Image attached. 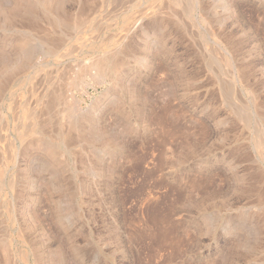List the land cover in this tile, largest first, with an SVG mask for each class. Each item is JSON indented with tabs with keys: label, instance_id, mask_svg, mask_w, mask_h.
<instances>
[{
	"label": "rangeland",
	"instance_id": "1",
	"mask_svg": "<svg viewBox=\"0 0 264 264\" xmlns=\"http://www.w3.org/2000/svg\"><path fill=\"white\" fill-rule=\"evenodd\" d=\"M0 264H264V0H0Z\"/></svg>",
	"mask_w": 264,
	"mask_h": 264
}]
</instances>
